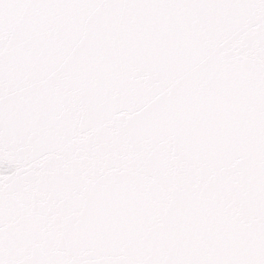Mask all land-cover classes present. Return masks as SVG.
<instances>
[{"label": "snow or ice", "instance_id": "snow-or-ice-1", "mask_svg": "<svg viewBox=\"0 0 264 264\" xmlns=\"http://www.w3.org/2000/svg\"><path fill=\"white\" fill-rule=\"evenodd\" d=\"M0 264H264V0H0Z\"/></svg>", "mask_w": 264, "mask_h": 264}]
</instances>
